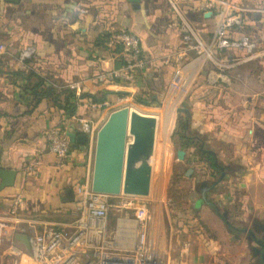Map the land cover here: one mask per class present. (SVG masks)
<instances>
[{
  "label": "crops",
  "instance_id": "1",
  "mask_svg": "<svg viewBox=\"0 0 264 264\" xmlns=\"http://www.w3.org/2000/svg\"><path fill=\"white\" fill-rule=\"evenodd\" d=\"M173 1L203 38L210 37L215 20L211 12L201 10L199 0ZM231 1L247 10L242 30L255 43L256 50L250 60L227 72V83L218 79L209 82L206 73L201 72L182 104L188 110V136L224 168V176L215 182L220 175L214 178L204 171L196 162L195 147L183 150L184 158L178 161V179L189 183L191 209L184 215L198 221L210 236L204 238L206 235L199 231L191 251L190 241L184 242L189 246L182 264H261L262 250L246 238L249 232L259 240L264 237V13L253 11L264 10V0ZM208 13L210 16L204 17ZM113 31L134 33L141 41L146 65L129 83L97 80L100 73L123 65L118 52L104 44V37ZM180 37V27L167 0H138L136 4L128 0H0V170L15 172L12 184L0 188L2 226L15 236L19 229L34 227L41 233L49 227H67L74 221V190L84 179H91L93 149L71 147L60 166L48 153L47 134L54 127L76 135L83 133L85 126L99 128L104 122V106L112 102L109 97L101 108L83 100L76 114L66 117L49 100L31 102L20 92L22 81L10 73L32 70L46 85L57 89L89 94L124 92L131 97L141 92L156 101L172 76L171 68L160 60L180 46ZM28 46L34 47V55L22 62L20 52ZM227 54L240 56L242 52L233 49ZM131 117L129 110L127 135ZM142 123L152 125L153 121L145 119ZM156 124L145 130H155L156 138L169 144L168 129L174 125L165 124L160 129ZM136 125L133 142L142 135ZM142 147V152L152 153L144 143ZM169 151L172 154L171 146ZM36 157L40 161L37 170L24 172L22 164ZM132 165L129 162V169ZM188 169L193 172L186 177ZM198 177L207 186L215 184L203 193L196 184ZM5 181L8 178L4 183H9ZM16 196H21L25 210L13 218L7 210ZM206 198L215 203L219 212L227 213L231 232ZM113 227L109 218L108 230ZM251 248L260 252L255 254ZM175 259L171 264H177L178 255Z\"/></svg>",
  "mask_w": 264,
  "mask_h": 264
},
{
  "label": "built area",
  "instance_id": "2",
  "mask_svg": "<svg viewBox=\"0 0 264 264\" xmlns=\"http://www.w3.org/2000/svg\"><path fill=\"white\" fill-rule=\"evenodd\" d=\"M167 1L177 19L181 37L180 46L165 53L160 60L162 65L173 67L161 105L174 106L176 110L180 108L196 76L204 72L209 82L218 79L227 83V72L250 60L256 46L242 30L247 10L231 0H199L201 10L211 12L215 20L214 30L208 38L202 37L173 0ZM253 11L264 13L260 9ZM106 47L110 51H118L123 65L119 69L100 73L97 80L134 81L146 65L139 37L128 31H113L106 39ZM233 49L241 50L242 55L229 56L227 53ZM34 52V47H26L20 52V61L31 59ZM69 87L75 88V85ZM91 128L85 126L82 129L87 136L86 147L89 149L94 148L99 129ZM127 145H131L129 141ZM70 148L68 132L64 128L54 127L48 132V153L59 161L60 166H63ZM39 162L38 157L25 161L22 170L28 173L36 171ZM74 194L75 219L67 227H49L41 233L34 227L17 231L16 235L27 236L28 250L16 240V235L0 224V264L5 256L13 258L14 264L23 256L37 264H163L162 257L153 248L148 231L140 220L118 218L113 229L108 230L112 196L94 193L91 179L79 183ZM24 210L21 196H16L7 213L15 218ZM4 244L7 246L4 247ZM188 246L184 244L179 251L177 264L183 263ZM170 261L167 258L165 264Z\"/></svg>",
  "mask_w": 264,
  "mask_h": 264
},
{
  "label": "rangeland",
  "instance_id": "3",
  "mask_svg": "<svg viewBox=\"0 0 264 264\" xmlns=\"http://www.w3.org/2000/svg\"><path fill=\"white\" fill-rule=\"evenodd\" d=\"M110 99L112 102L104 106L103 119L105 120L113 110L124 105L127 106L132 113L131 125L128 131V141L131 145L135 142H133L132 133L137 121H140V123H137L136 126L142 129V133L148 126L155 128L156 123H158L160 129L165 126L166 122L168 125L170 123L176 125L175 107L161 105L162 97L147 105L136 104L131 96L122 99L113 96ZM183 103L184 100H182L179 107ZM136 107L141 111L135 112ZM145 119L153 121L152 125L142 123ZM160 129L158 135L161 134ZM173 132V128L168 129L169 145L168 143L163 144L159 138H156L154 130V144L151 154L142 152L143 142L142 139L138 138L136 142L141 150H138L139 156L136 160H133L134 154H130L133 162L131 169H128L127 155L133 152V149L131 150L129 146L126 147L124 181L121 193L118 196H112V208L110 209L111 226L115 225L118 218L140 220L143 223L148 231L153 248L162 257L163 264L167 262V258L171 261H177L175 257L179 254L178 250L184 242L188 244L190 241L189 251H191L193 239L196 240L199 231L201 233L203 230L198 221L193 222L184 215V211L191 209L188 202L189 183L186 180L174 177L175 174L180 172V168L175 155L176 149L172 143ZM169 146H171L172 154L169 151ZM202 232L206 235L204 238L208 239L210 237L205 231ZM3 246L6 247L7 245L4 244ZM1 264H14L13 258L5 256ZM17 264L32 263L28 261L27 256H23L17 261Z\"/></svg>",
  "mask_w": 264,
  "mask_h": 264
},
{
  "label": "water",
  "instance_id": "4",
  "mask_svg": "<svg viewBox=\"0 0 264 264\" xmlns=\"http://www.w3.org/2000/svg\"><path fill=\"white\" fill-rule=\"evenodd\" d=\"M8 3H18L19 0H5ZM129 2L136 4L138 0H128ZM210 16V13L205 14L204 17ZM128 109L127 107H121L113 110L108 114L105 121L99 127L95 136L94 154H93V168L91 175V190L94 193L104 194L109 196H118L121 193L122 181H123V164L124 156L128 141L127 124H128ZM176 114H188V110L184 107L176 109ZM175 129V126L173 127ZM71 147L79 150H84L87 145V136L84 133L72 134L68 133ZM129 147H132L130 145ZM183 150H176L175 155L178 161H182L184 158ZM193 172L192 169H188L185 172V176L188 177ZM15 176L14 171L0 170V179L2 183L0 188L4 187V184L9 186L12 184V180ZM224 173L220 174V177L215 182L222 179ZM4 178H8L9 183H4ZM196 180V184L200 186L202 192L209 191L215 184L207 186V183H200ZM200 183V184H199ZM204 197V196H203ZM205 198V197H204ZM218 216L223 220L227 219V213L225 211L219 212L218 208L215 209ZM257 239L251 232L248 233V243H254L260 250H262L261 264H264V237ZM16 240L19 241L25 250L29 249L28 238L26 235H16ZM252 252H260L259 249L251 248Z\"/></svg>",
  "mask_w": 264,
  "mask_h": 264
},
{
  "label": "trees",
  "instance_id": "5",
  "mask_svg": "<svg viewBox=\"0 0 264 264\" xmlns=\"http://www.w3.org/2000/svg\"><path fill=\"white\" fill-rule=\"evenodd\" d=\"M108 36L104 37V44L106 45V39ZM102 43V42H101ZM118 52V51H116ZM166 67V66H165ZM171 68V74L173 72L172 66H167ZM0 72H1V62H0ZM11 76L13 78H17L22 81L20 84V92L26 97H30L31 102L34 104L39 101L46 99L49 100L58 110L62 111V113L66 117H72L76 114L78 106L83 100H87L88 103L98 106L100 105L103 108L105 102H108L109 97H116L118 99H122L123 97L129 96L124 92H110L103 91L96 94L89 93H77L75 90L70 89H57L53 86H48L45 84V81L37 75L32 70L26 71H12ZM133 101L136 104L147 105L152 100V95L138 92L132 96ZM176 126L174 132L172 134V143L176 150H184L188 151L191 147H195V157L196 162L204 168L209 175L214 176V178H218L221 172H223L224 168L218 164L215 160L213 154L200 149L195 141L191 139V137L187 134V124H188V116L187 114H178L175 122ZM176 179H178L177 174L174 175ZM207 204L216 212V205L213 201L206 198ZM227 229L231 232L232 227L231 224L224 219Z\"/></svg>",
  "mask_w": 264,
  "mask_h": 264
},
{
  "label": "bare ground",
  "instance_id": "6",
  "mask_svg": "<svg viewBox=\"0 0 264 264\" xmlns=\"http://www.w3.org/2000/svg\"><path fill=\"white\" fill-rule=\"evenodd\" d=\"M123 107H127V106H123ZM127 109H128V107H127ZM128 111H129V109H128ZM128 114H129V112H128ZM129 119V118H128ZM166 124H168L167 122H166ZM128 125V124H127ZM139 139H142L141 141L144 143V146H146V148L147 149H152V147H153V144H154V134H153V131H151L150 129H148V130H145L143 133H142V135H141V137H139ZM137 140H138V138H137ZM133 149V152H130L128 155H127V160H128V166H129V162H131V160H132V157H131V153H133L134 154V158H133V160L135 159H137V157L139 156V153H138V150H139V148H138V144H137V142L135 141L134 142V144L132 145V147H131V150ZM166 153V152H165ZM125 154H126V151H125ZM125 158H126V155L124 156V162H125ZM128 169H129V167H128ZM123 170H124V164H123ZM127 179H128V177H127ZM145 190V189H144ZM28 258V261L30 262V263H32V264H37L35 261H33L32 259H30L29 257H27Z\"/></svg>",
  "mask_w": 264,
  "mask_h": 264
}]
</instances>
